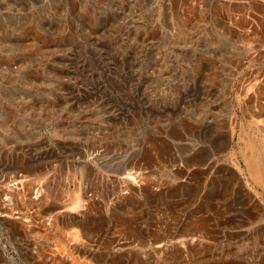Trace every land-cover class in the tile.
Returning <instances> with one entry per match:
<instances>
[{
  "label": "rangeland",
  "instance_id": "1",
  "mask_svg": "<svg viewBox=\"0 0 264 264\" xmlns=\"http://www.w3.org/2000/svg\"><path fill=\"white\" fill-rule=\"evenodd\" d=\"M0 264H264V0H0Z\"/></svg>",
  "mask_w": 264,
  "mask_h": 264
},
{
  "label": "bare ground",
  "instance_id": "2",
  "mask_svg": "<svg viewBox=\"0 0 264 264\" xmlns=\"http://www.w3.org/2000/svg\"><path fill=\"white\" fill-rule=\"evenodd\" d=\"M75 198H77V197H75ZM74 204H75L76 206L79 205V198L75 199Z\"/></svg>",
  "mask_w": 264,
  "mask_h": 264
}]
</instances>
